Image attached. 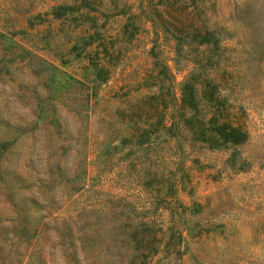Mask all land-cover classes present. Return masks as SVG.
Segmentation results:
<instances>
[{
	"label": "rangeland",
	"instance_id": "1",
	"mask_svg": "<svg viewBox=\"0 0 264 264\" xmlns=\"http://www.w3.org/2000/svg\"><path fill=\"white\" fill-rule=\"evenodd\" d=\"M64 2L71 0H0V264H73V249L77 264H90L83 248L94 228L117 230L116 243L109 239L113 244L100 252L116 264H264V10L252 18L259 26L250 18H224L227 5L264 7V0H217L216 18H206L228 24L220 57L228 62L226 72L222 79L210 71L232 103L228 119L244 126L245 140L219 148L184 141L181 148L172 143L147 153L162 188L171 177L185 187L176 198L195 201L181 216L171 213L173 197L156 202L154 189L141 185L148 163L137 157L141 150L118 142L114 119L113 110L125 102L122 90L129 89L130 101L143 91L131 88L149 66V22L101 84L102 97L85 95L77 105L74 95L85 90L74 78L86 83L82 76L90 72L68 45L86 19L54 17V6ZM121 20L110 16L101 29L113 32ZM157 43L177 91L191 63L173 59L167 38ZM183 217L198 220L201 233H185ZM138 221L157 222L150 247L130 240ZM176 226L183 238L174 245L168 236ZM80 240H86L82 248Z\"/></svg>",
	"mask_w": 264,
	"mask_h": 264
},
{
	"label": "trees",
	"instance_id": "2",
	"mask_svg": "<svg viewBox=\"0 0 264 264\" xmlns=\"http://www.w3.org/2000/svg\"><path fill=\"white\" fill-rule=\"evenodd\" d=\"M108 1L109 4L102 6L103 3L99 0H71L69 3L57 4L53 8L52 13L56 18H66L67 14L75 13L69 18L86 19L85 22L76 24L77 34L68 45L69 50H75L76 56L85 61L82 67L90 72L89 76L87 74L82 76L86 83L80 78H74L79 84L80 92L85 91L83 96L75 94L73 99L75 104L80 105L85 95L88 100L102 97L101 84L109 79L115 66L131 49L143 21L149 22L153 32L151 44L146 50V54L150 57L149 66L144 69L143 76L131 88L136 90L142 87L143 91L133 94V99L130 101L127 100L129 89L122 90L120 96L123 95L125 102L121 104L123 107L117 105L113 110L114 119L117 120L116 125L120 126L118 142L141 150L137 157H143V161L148 163L147 166L141 167L145 174L141 185L154 189L156 202L165 201L167 196L173 197L175 206L171 207V213L181 216L185 210H190V206L195 201L187 205L176 198L175 191L185 187L182 182L178 187V180L171 177H168L162 188L163 183L161 184L159 175L154 168L151 170L149 167L147 158L151 157L147 153L151 149L171 146L172 143L181 148V143L184 141L219 148L233 146L245 140L247 132L244 126L228 119L232 103L222 92L220 83L211 75L213 70L223 79V72H226L228 62L223 60L221 63L220 57L224 49L221 44L222 33L224 31L229 33L228 24L217 26L206 19L216 18L211 9L217 0H136L135 6L128 0H124L120 5L117 0ZM263 8L257 4L242 9H239L238 4H232L231 8L227 5L225 10L227 15L224 18L228 19L227 23H233L231 18L238 20L243 18L245 21L250 18L249 23H253L251 25L259 26L260 22L252 18L262 17L261 14L256 13L264 10ZM113 15L122 16V20L115 31L106 33L101 27L105 20ZM191 18L198 19L191 20ZM162 37L170 41L173 59H185L191 63L187 73L178 82L177 91L171 85V74L159 42L157 43ZM258 47L261 48L260 45ZM116 94L117 92H113V95ZM130 102L132 108L127 112L126 105ZM155 155L157 159H161L162 154L157 152ZM184 175V173L179 175V181ZM190 191V188L185 190V192ZM189 218L183 217L182 220L186 225L182 229H185L188 235L197 236L201 233L202 225L196 219L190 222ZM155 226H157L156 221L135 222L129 231L130 240L135 246L144 244L149 246V241L153 239L151 233L157 230ZM147 235L150 237L146 238ZM86 237L89 243L87 249L83 248V257H88L89 250L93 258L89 261L90 264H116L114 258H108L110 254L104 252L103 255L100 254L109 243L111 244L112 241L116 243L118 237L116 229L94 228ZM182 238V230L176 226L171 236H168V241L177 245ZM80 241L79 248H82L85 241ZM0 251H3L2 246ZM71 258L73 264H77L78 256L75 249L71 253Z\"/></svg>",
	"mask_w": 264,
	"mask_h": 264
}]
</instances>
